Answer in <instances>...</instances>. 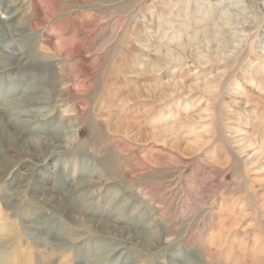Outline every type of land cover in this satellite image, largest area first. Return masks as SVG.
<instances>
[{
  "label": "rangeland",
  "instance_id": "obj_1",
  "mask_svg": "<svg viewBox=\"0 0 264 264\" xmlns=\"http://www.w3.org/2000/svg\"><path fill=\"white\" fill-rule=\"evenodd\" d=\"M0 35V264H264V0H0Z\"/></svg>",
  "mask_w": 264,
  "mask_h": 264
},
{
  "label": "bare ground",
  "instance_id": "obj_2",
  "mask_svg": "<svg viewBox=\"0 0 264 264\" xmlns=\"http://www.w3.org/2000/svg\"><path fill=\"white\" fill-rule=\"evenodd\" d=\"M249 1V0H248ZM260 2V1H259ZM263 6V5H262ZM255 7V6H254ZM258 7H260V6H258ZM252 8V7H251ZM256 8H257V6H256ZM261 9V8H260ZM263 11V10H262ZM224 15V14H223ZM222 15V16H223ZM218 26V25H217ZM215 27L217 30H216V32L218 33V35H221L222 36V30H221V27ZM2 38V36L0 35V39ZM218 48H219V46H218ZM12 55H15L14 53H11ZM222 57V56H221ZM187 65V64H186ZM9 101H7L6 102V104L8 103ZM6 112H7V110H5Z\"/></svg>",
  "mask_w": 264,
  "mask_h": 264
}]
</instances>
